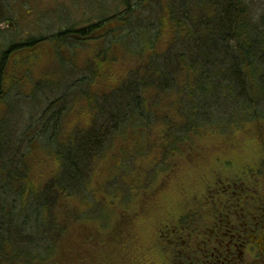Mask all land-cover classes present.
Here are the masks:
<instances>
[{
    "label": "trees",
    "instance_id": "trees-1",
    "mask_svg": "<svg viewBox=\"0 0 264 264\" xmlns=\"http://www.w3.org/2000/svg\"><path fill=\"white\" fill-rule=\"evenodd\" d=\"M122 5L85 26L10 41L0 52V264L77 263L79 237L107 232L115 205L136 198L122 174L95 185L97 163L131 130L160 125L164 141L179 143L204 128L264 122V0ZM93 42L90 58L78 60L74 50ZM48 46L54 71L32 81L31 66H23ZM125 57L138 63L124 69ZM151 92L170 99V113L147 104ZM76 104L82 111L70 124ZM35 151L51 168L45 177L31 173ZM198 221L183 216L157 236L153 248L162 244L163 261L194 242Z\"/></svg>",
    "mask_w": 264,
    "mask_h": 264
},
{
    "label": "rangeland",
    "instance_id": "rangeland-1",
    "mask_svg": "<svg viewBox=\"0 0 264 264\" xmlns=\"http://www.w3.org/2000/svg\"><path fill=\"white\" fill-rule=\"evenodd\" d=\"M122 9V0H0V52L10 41L49 36L69 25L85 26ZM96 48L98 43L93 42L81 50L75 49L74 53L84 62ZM65 56L68 58L69 53ZM56 62L55 50L48 46L40 60L23 67L31 66L32 81L42 80L46 73H49L47 77L52 74L54 68H50ZM137 63L126 57L119 59V66L124 69ZM29 87L22 91L27 93ZM147 104L160 116L170 113V99L156 97L154 92L148 94ZM80 106L75 105L78 112L73 108L67 113L70 124L78 123ZM165 129L159 125L131 130L117 138L105 158L97 163L96 186L105 178L122 174L125 185L131 187L136 198L122 207L115 205L116 212L107 232L95 230L88 235L89 239L79 237L76 264L173 263V258L166 256L163 261L161 243L153 248L160 242L157 236L183 216L191 214L204 222V191L207 193L220 179H238L263 164L264 122L224 131L204 128L189 133L179 143L164 141ZM39 155L35 151L27 159L36 178L45 177L51 169ZM72 237L66 239L65 245Z\"/></svg>",
    "mask_w": 264,
    "mask_h": 264
},
{
    "label": "flooded vegetation",
    "instance_id": "flooded-vegetation-1",
    "mask_svg": "<svg viewBox=\"0 0 264 264\" xmlns=\"http://www.w3.org/2000/svg\"><path fill=\"white\" fill-rule=\"evenodd\" d=\"M261 164L204 191V222H197L194 242H183L172 264H264Z\"/></svg>",
    "mask_w": 264,
    "mask_h": 264
}]
</instances>
